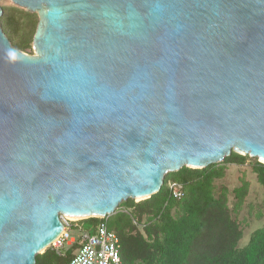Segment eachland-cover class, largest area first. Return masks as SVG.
<instances>
[{
    "label": "water",
    "instance_id": "water-1",
    "mask_svg": "<svg viewBox=\"0 0 264 264\" xmlns=\"http://www.w3.org/2000/svg\"><path fill=\"white\" fill-rule=\"evenodd\" d=\"M11 3L38 21L33 54L0 25V264L184 168L264 164V0Z\"/></svg>",
    "mask_w": 264,
    "mask_h": 264
},
{
    "label": "trees",
    "instance_id": "trees-1",
    "mask_svg": "<svg viewBox=\"0 0 264 264\" xmlns=\"http://www.w3.org/2000/svg\"><path fill=\"white\" fill-rule=\"evenodd\" d=\"M37 21L36 14L9 7L3 8L0 25L11 44L26 52L31 49ZM227 165H248L264 199V164L232 153L220 164L167 175L160 191L149 199H129L107 218H88L80 224L93 233L105 222L119 239L123 264H264V223L251 232L245 246H238L243 235L238 215L250 182L242 174L239 186L232 190L217 185ZM170 180L182 185L181 199L171 196ZM75 249L76 243L61 254L49 248L36 256V264H69Z\"/></svg>",
    "mask_w": 264,
    "mask_h": 264
},
{
    "label": "built area",
    "instance_id": "built-area-1",
    "mask_svg": "<svg viewBox=\"0 0 264 264\" xmlns=\"http://www.w3.org/2000/svg\"><path fill=\"white\" fill-rule=\"evenodd\" d=\"M168 188L173 198L183 197V187L179 182L170 180ZM61 221L64 230L52 243L51 248L61 254L65 245L71 246L76 243L77 249L69 264H123L120 257L119 239L115 233L108 230L105 222H100L93 233L81 228L82 235L75 242L70 237L72 220L62 217Z\"/></svg>",
    "mask_w": 264,
    "mask_h": 264
},
{
    "label": "rangeland",
    "instance_id": "rangeland-1",
    "mask_svg": "<svg viewBox=\"0 0 264 264\" xmlns=\"http://www.w3.org/2000/svg\"><path fill=\"white\" fill-rule=\"evenodd\" d=\"M0 6L3 8L15 7L11 0H0ZM27 53L33 54L32 43L31 49L26 50ZM253 159V158H252ZM246 176L247 180L250 182L249 195L238 215V218L243 227V235L238 244L239 247H243L248 243L250 234L257 228H260L264 223V199L262 194V187L256 181V176L252 172L248 165L245 166H226V175L223 179L216 182L217 185L226 186L229 190L239 186V177L241 175ZM231 205V202L229 203ZM72 220V228L70 229V237L75 242L79 240L82 235V231L87 229L86 225L80 224L82 220ZM70 245H65L63 252L66 251ZM51 248V247H50ZM76 252V249L75 251Z\"/></svg>",
    "mask_w": 264,
    "mask_h": 264
},
{
    "label": "bare ground",
    "instance_id": "bare-ground-1",
    "mask_svg": "<svg viewBox=\"0 0 264 264\" xmlns=\"http://www.w3.org/2000/svg\"><path fill=\"white\" fill-rule=\"evenodd\" d=\"M72 219V218H71Z\"/></svg>",
    "mask_w": 264,
    "mask_h": 264
}]
</instances>
